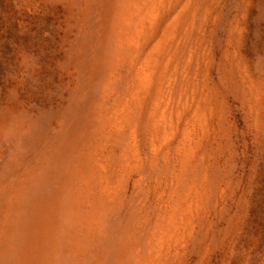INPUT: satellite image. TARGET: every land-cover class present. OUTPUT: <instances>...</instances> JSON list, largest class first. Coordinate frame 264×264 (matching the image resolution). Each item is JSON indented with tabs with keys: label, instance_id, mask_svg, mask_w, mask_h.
Returning a JSON list of instances; mask_svg holds the SVG:
<instances>
[{
	"label": "rangeland",
	"instance_id": "obj_1",
	"mask_svg": "<svg viewBox=\"0 0 264 264\" xmlns=\"http://www.w3.org/2000/svg\"><path fill=\"white\" fill-rule=\"evenodd\" d=\"M0 264H264V0H0Z\"/></svg>",
	"mask_w": 264,
	"mask_h": 264
}]
</instances>
